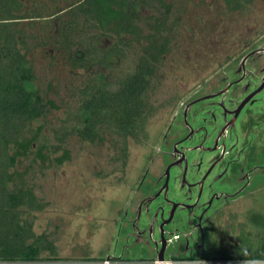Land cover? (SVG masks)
Instances as JSON below:
<instances>
[{"label":"trees","instance_id":"1","mask_svg":"<svg viewBox=\"0 0 264 264\" xmlns=\"http://www.w3.org/2000/svg\"><path fill=\"white\" fill-rule=\"evenodd\" d=\"M67 1L60 5L61 0H30L26 6L22 0H0L3 264L61 260L54 239L33 231L32 214L47 206V201L36 194L30 171L33 164L42 169L68 161L65 144L69 135L95 146L107 140L120 141V159L125 164L127 138L138 139L155 112L149 97L160 63L170 49L171 38L166 31L176 25V19L170 18L172 4L168 0ZM250 1L224 0L229 9L242 8ZM101 39L111 43L101 45ZM38 47L62 53L72 68L86 73L71 86L65 117L54 131L53 143L41 138V126L33 127L35 121L59 107L42 92L27 59L28 53ZM121 62L129 63L130 68L116 73L115 65L120 68ZM24 161L28 162L26 167ZM45 251L48 253L43 256ZM244 259L264 260V235L259 247Z\"/></svg>","mask_w":264,"mask_h":264},{"label":"flooded vegetation","instance_id":"2","mask_svg":"<svg viewBox=\"0 0 264 264\" xmlns=\"http://www.w3.org/2000/svg\"><path fill=\"white\" fill-rule=\"evenodd\" d=\"M168 105L171 116L115 212L112 247L101 258L264 263L244 259L261 243L264 211L246 221L237 214L246 201L264 210L255 195L264 190V31L210 81ZM249 226L259 228L258 238Z\"/></svg>","mask_w":264,"mask_h":264},{"label":"rangeland","instance_id":"3","mask_svg":"<svg viewBox=\"0 0 264 264\" xmlns=\"http://www.w3.org/2000/svg\"><path fill=\"white\" fill-rule=\"evenodd\" d=\"M22 1L29 5L30 0ZM168 1L172 4L170 18L176 19V25L166 31L171 38L170 49L160 63L150 92L155 112L138 139L127 138L125 164L120 159V141L107 140L95 146L69 135L65 144L68 161L60 166L40 169L33 164L30 168L36 194L47 201L42 211L32 214L33 231L54 239L61 260L53 264H85L83 257L99 259L110 253L115 212L121 209L130 186L157 145V136L172 113L168 105L171 97L191 94L203 81H210L231 59L245 51V42L257 40L264 31V0H251L239 9H229L224 0ZM64 2L68 1L59 3ZM142 12L147 13L144 9ZM99 42L104 46L111 43L106 39ZM27 59L34 67L42 92L59 106L33 123L34 128L41 126V138L53 143L54 131L65 117L71 86L86 73L72 68L62 53L48 47L32 49ZM120 64V68L113 64L116 73L130 68L127 62ZM27 164L24 161V167ZM255 195L264 205L263 188ZM237 211L238 218L246 221L245 217L252 212L261 215L264 210L254 201H246ZM248 230L258 238L259 228L249 226Z\"/></svg>","mask_w":264,"mask_h":264},{"label":"built area","instance_id":"4","mask_svg":"<svg viewBox=\"0 0 264 264\" xmlns=\"http://www.w3.org/2000/svg\"><path fill=\"white\" fill-rule=\"evenodd\" d=\"M87 262H83L85 264H120L119 261H117L116 259H111V258H102V259H97V260H85ZM158 262L157 260H154V263ZM166 262V261H163ZM168 263H170V261H168ZM0 264H3L2 262H0ZM41 264H53V263H41ZM60 264H66V263H60Z\"/></svg>","mask_w":264,"mask_h":264},{"label":"water","instance_id":"5","mask_svg":"<svg viewBox=\"0 0 264 264\" xmlns=\"http://www.w3.org/2000/svg\"><path fill=\"white\" fill-rule=\"evenodd\" d=\"M162 257H163V256L161 255V251H160V253L158 254V257H157V258H158V259H162Z\"/></svg>","mask_w":264,"mask_h":264},{"label":"clouds","instance_id":"6","mask_svg":"<svg viewBox=\"0 0 264 264\" xmlns=\"http://www.w3.org/2000/svg\"><path fill=\"white\" fill-rule=\"evenodd\" d=\"M99 259H102V258H99Z\"/></svg>","mask_w":264,"mask_h":264}]
</instances>
